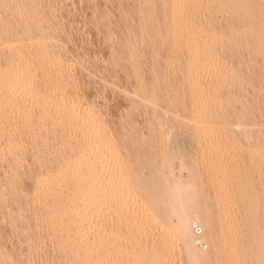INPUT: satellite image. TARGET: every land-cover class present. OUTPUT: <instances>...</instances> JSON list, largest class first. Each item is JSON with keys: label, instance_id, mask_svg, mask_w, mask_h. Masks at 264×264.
Returning <instances> with one entry per match:
<instances>
[{"label": "bare ground", "instance_id": "obj_1", "mask_svg": "<svg viewBox=\"0 0 264 264\" xmlns=\"http://www.w3.org/2000/svg\"><path fill=\"white\" fill-rule=\"evenodd\" d=\"M103 1L99 2L102 4L97 2L99 6L91 2L97 6L94 7L98 11L94 10L97 12L96 17L100 15L102 19L109 12V7L105 6L117 3L116 0ZM117 1L116 7L122 8L115 15L116 19L113 16L114 20H118V24H115L117 30L106 35L103 47L109 52V56H106L109 57V66H124L128 69L124 74L114 70L115 73L109 76L115 84L122 79L124 87H133L134 90L131 89L129 93L137 99L130 100L131 106L138 108L136 110L143 114L144 121L150 118L156 122L162 118L174 123H188L193 130L194 127L197 129L195 135L199 139H204L203 135H211L214 130L227 131L229 135L226 132L227 136L223 138L227 146L225 148L223 145L224 150L227 149L225 155L228 158L232 156L238 171L253 170L258 165L262 167L263 171L260 172L264 175V156L260 148L240 142L235 146L234 141L235 135L239 137L238 134H242L244 138L253 139L252 142L256 139L264 145V96L261 99V96L255 95V91V94L251 93L252 90L245 91L244 86L245 82L253 79L264 83V0ZM40 2L0 0V264H119L125 260L124 254L137 251L143 252V256H134L130 260L131 264H176L175 260L165 258L168 251L164 242V245L150 250H145L144 246L121 249L113 252L111 259V252L108 254L106 250L107 244L98 242L96 246L94 236L100 232L103 235L107 228L104 225L99 229V223L97 227L92 225L91 214L94 212L91 213L89 203L94 194V184L91 181L94 182L93 174L100 171L99 167L107 165L104 164L108 150L106 142L113 138V131L101 106L90 103L92 99L87 101L98 81H94L95 84L91 80L88 86V83H84L86 80L80 77L86 73L85 67L82 69L84 62L80 65L82 67L77 66L86 55L81 56V52L78 54L74 45L71 46L72 39L67 38L68 35L62 36L58 21L54 20V10L44 14L38 10ZM92 5L89 7L93 8ZM101 9L106 12H102L104 15L100 14ZM106 20L103 21L106 23ZM110 21L112 25L113 21ZM168 53L169 59L174 58L179 64L191 62L183 57L188 54L199 59L206 69L216 65L218 72L212 73V77L181 75L166 80L155 73L150 74L152 76L149 75V79L147 75L144 77L143 73L140 74L144 66L166 61ZM87 58H90L89 55ZM79 78L86 86L83 85L78 91ZM106 78L104 81H109ZM104 83L101 85L104 86ZM83 87L84 92H90L89 96H86L88 93H81ZM79 94L86 96L85 101L83 98L85 103H82V95ZM162 98L164 102L159 101ZM150 120L147 122H152ZM99 125L102 129L97 133L94 130ZM165 135V139L170 137L169 132ZM157 137L161 136L158 134ZM169 141L165 143L167 146L170 145ZM139 150H143L142 147L140 149L139 146ZM112 153L118 168L124 167L134 156L132 153L120 156L117 149H113ZM151 161V164H145L141 160V164L136 160L140 163V170L130 176L131 188L137 185V178L144 169L149 170V173L157 172L159 166L154 164L153 159ZM172 166H169L171 170ZM162 172L161 175L157 173L162 176ZM33 179L39 184L30 191L25 183ZM160 182L157 178L159 187L163 184ZM154 183L144 195L147 203L160 208L157 196L159 190H164V185L162 189L153 190ZM169 185L170 190L181 188L178 181H172ZM249 187H233L227 197L228 203L230 200H239L245 204L248 210L243 218L245 221L235 217L231 221L229 217L227 219L226 208H222L225 201L222 202L224 204L220 203L221 206L215 201L218 207L211 206L206 212L198 198L189 199L185 193L172 202V205L179 206L176 229L183 244L186 264H264L261 260L264 256V236L261 239L256 236L264 234V227H261L264 222L250 214L251 210H258L259 206L255 201H248L247 195L244 197ZM98 188H95V192ZM102 191L106 195V189ZM163 208L159 209L161 218L166 215ZM78 214H81L79 218ZM206 217L216 219L221 223L220 227L218 224H206L203 220ZM193 221L196 222L192 226L201 224L202 238L208 242L210 240L213 253L198 251L197 245L201 239L191 229ZM130 227L135 228L133 225ZM218 227L244 228V234L236 242L228 241L224 236H219ZM148 256H154V259Z\"/></svg>", "mask_w": 264, "mask_h": 264}, {"label": "rangeland", "instance_id": "obj_2", "mask_svg": "<svg viewBox=\"0 0 264 264\" xmlns=\"http://www.w3.org/2000/svg\"><path fill=\"white\" fill-rule=\"evenodd\" d=\"M40 1L41 2L38 6V10H41L42 14L46 12L47 13L53 12L54 10L55 13L53 16L56 15V17H54L56 19L54 20H56V22L58 21L57 24L61 29L60 31L62 32V36L68 35L67 38L69 37L72 39V40L70 39L71 46L74 45L73 47L78 51V54L81 52L80 53L82 54L81 56L86 55V58L84 57V59H81L79 65L77 66V67L83 66L82 69L85 67L84 71H86V73L83 71L85 75L83 73L81 74V76L80 75L79 76L83 78V81L86 80L84 83H88L87 84L88 86L90 82L92 81L95 84L96 82L94 81H98V83L100 84L97 83L96 86L93 87L94 89H92L91 91L93 93H91L90 96H89L90 92L89 93L84 92L85 90L84 87L81 93L83 95H86V93H88V95H86V96H89L87 98V101L92 99L91 101H89L90 103L93 102V104H96V105L99 104V106H101V109L106 115V119H108L110 130L113 131V136H112L113 138L108 139V141L106 142V148L108 150L105 153V156H106L105 159L107 160L104 161V164L107 163V165H105L104 167L100 166L101 168L99 167L98 169V171L99 170L100 171L97 172L96 174H93L94 182L93 180L91 182L92 184H94L93 193L96 195L94 196V194H92L91 202L89 203L91 204V207H92L91 213L94 212L93 214H91L92 215L91 216L92 225H94V227H97L99 225L98 226L99 229L104 227V225H105L104 228H107L103 235H102L103 232L102 233L100 232V234L94 236L95 238L94 242L96 243V246L99 245L98 242L103 243V244L105 243V245L106 244L108 245L106 247L108 249L106 250L109 251L108 254L111 252L110 253L111 255L109 254V259L113 257L112 256L113 252L121 250V249L129 250V249H134L138 246H144V249L146 248L145 250H150L154 247L160 246L161 244L162 245L165 244L166 252L168 251V253H166V256H165L166 259L168 258V259H171L172 261L175 260L174 263L176 264H186L183 244L180 238L178 237V231L176 229V224L179 220V215L177 213L179 211V206L172 205V202L180 199V197L184 193H185V196H188L189 199L198 198L200 206L203 208L204 212H206L211 206L218 207V205L221 206V204H224L226 202L224 204L225 207H223L224 206L223 205L222 208L224 209L226 208L225 213L227 212L226 213L227 219L229 217L231 221L235 217V218H240L242 220L243 218H245L244 216H246L248 212L247 208L245 207V204L243 205V202L239 200H233L235 201L234 203L232 200H230V203H228L229 198L227 197L228 195H230V192H232L233 187L235 188L238 185H245L248 187L250 186L249 189L246 191V194L244 195V197H246L247 195L246 199H248V201L249 200L251 202L255 201L254 203L257 202L259 206L257 207L258 210L254 209L255 213H254V210L253 211L251 210L250 214L252 216L255 215L256 218L259 217L260 221L264 222V202H263L264 184L262 183L264 175H262L260 172V171H263L262 167L257 165L256 169L252 168L253 170L250 169L248 171H245V170H242L241 172L238 171V166H234L236 165L234 163V159L233 158L231 159L232 156L228 158L229 156L225 155L227 154L226 153L227 149L226 150L224 149L227 146L225 147L223 138L224 139L226 138L228 134L227 131L223 132L222 129L214 130L216 132L212 131L211 135H214L215 137L211 135H207V137L210 138V142H208L209 139L204 135L202 137L204 139H199L200 137L195 135V132L197 129L193 126L194 127V130H193L192 126H190L188 123H185V122L174 123L172 121H168L166 119L164 120L160 118L156 122L155 120L153 122V120L151 119L152 122L148 123L147 121H149L150 118L147 121H144L145 117L143 116V114H140V112L136 110L138 108L134 109V107L131 106V104L129 103L130 100L137 99L135 95H132L131 92L129 93V91H131L133 87L131 88L130 87L126 88V86L124 87V83H123L124 80L122 79H119L120 82L119 80H117L118 81L117 84L113 83L114 82L113 80H112L113 82L111 81V79H113L111 76H109L111 73L118 72L121 74L122 72L124 74L128 70L124 66H120V67L119 66H115V67L109 66V62H108L109 57H106V56H109L108 55L109 52L107 51L105 47H103V44L105 45L106 35L109 32L114 33L117 30V26H115V24H118V20H114L113 16L116 19L115 15L121 12V9H122L118 5L117 7L119 8L116 7V4H118L117 0H116L117 2L116 4H114L113 2L111 4L112 6L110 5V3H109L110 6L109 5L105 6L107 8L109 7L108 8L109 12L108 10L107 11L105 10L106 8H103L106 12H108L110 17L105 11H102L103 9H101V12L99 11L101 15L103 14L102 12L106 13L104 19H102L103 17H101L99 14H98L99 16L96 17V14L98 11L95 9L97 6H99V4H102L99 2H102L103 0L102 1L101 0H40ZM87 2L90 3V5H92V3L94 4L99 3V4L96 7L92 5L93 8L95 7L93 9L89 7L90 5ZM110 2H112V0ZM87 6L91 8L93 11L94 10L97 11V12L94 11L95 16L91 15L93 11H91V9H89ZM103 20H106V23ZM110 20L112 21L114 20L112 22V25L110 24L111 22ZM116 21L117 23H115ZM64 32L68 34H65ZM262 50L264 51V45H263ZM262 53L264 54V52ZM87 55H89L90 58H87ZM169 55H170L169 53H168V57L166 55L167 59L165 58V55H163L166 61L165 60H163L162 62L160 61L159 63L154 64L155 66L153 64L146 65L147 67L144 66L143 68H141V71H139L140 74L143 73V75L142 74L141 75L144 77L147 75L146 78L149 79V77L155 73L158 76L160 75L159 77L161 79L166 80V79H175L177 76L179 78V76L181 75H185V76L194 75V77L197 75L199 76L207 75V77L208 76L212 77L211 76L212 73L214 75V73L216 74V72H218L216 69V65L210 66L206 69V66L203 63L201 64L199 59L193 58L191 55L184 54L183 57L185 58V60L186 61L191 60V62H187L183 64H179L177 61H175L174 58L169 59ZM84 60H86V62ZM81 64L82 66H80ZM83 75L85 77H83ZM103 76L104 78L109 76L108 77L109 79L106 78V80L108 79L110 82L104 81L105 79L103 78ZM100 77L102 79H100ZM81 80L82 79H80V81L77 82L79 86V87L77 86L78 91L82 89L83 85L86 86V84H82ZM100 80L101 82H99ZM101 83H104V86L103 84L101 85ZM118 84L122 87H119ZM263 85H264L263 82L259 83V82L254 81V79L253 81L251 80V81L245 82L244 84L245 91L250 92L252 90L251 93L255 94L256 92L255 95H257V97L261 96V99L264 96ZM254 89H257V90H254ZM260 91L262 93H260ZM81 95L79 94L78 96H81ZM83 95L80 98H82L81 99L82 103H85L84 101L86 99V96H83ZM122 96L125 97L124 102H123L124 98ZM83 98H84V101H83ZM160 99H159L160 102L165 101L164 98H162V100ZM138 113L140 115H138ZM166 122H167V125L170 126L169 128H167L168 126L166 125ZM252 128L254 127H251V129ZM101 129H102V126L99 125L94 131L98 133V131ZM168 132L171 137V138L170 137L168 138L171 140L169 141L170 143H168L170 144L168 145L170 146V148L165 144L167 143L168 139L166 138L167 139L166 141L164 137L167 135V134L165 135V133H168ZM114 133H116L119 136V138L124 137L122 138L123 140L121 141V138L119 139L117 135L116 136L114 135ZM158 134L159 136L162 137V138L160 137L161 139L157 137ZM216 134L221 135L220 138H219V135L217 137ZM238 135L239 137L237 135L234 136V141L236 142L235 146L238 145V142H240L241 144L245 143L247 145H254L258 149L260 148L259 150L261 152V155L264 156L263 155L264 152H262L264 151L263 143L261 145L259 141L256 139H254V142H252L253 139L249 140L248 138H244L243 137L244 135L242 136V134L241 135L238 134ZM150 137L152 139V142H151ZM216 138H218L219 140ZM160 141H161V144H160ZM148 142H149V145L147 144ZM143 143L145 144L143 145ZM157 144L160 145V147L157 146ZM223 145L225 148L223 147ZM139 146H140V149L142 147L144 151L143 150L141 151L143 152L139 150ZM149 146H150V149H149ZM147 148H148V152H147ZM113 149H117L119 151L120 156L125 155L127 153H132L134 156L133 157L131 156L132 158L131 161L127 162L124 167L118 168L114 163L115 160L112 155L114 153V151L112 153ZM145 149L147 153L145 152ZM137 151H138V155H137ZM140 152L143 153L144 155H142ZM165 153H169L170 155H172L171 157L172 159L170 158L169 154L165 155ZM167 156L169 157L167 158ZM161 157L163 158L164 161L162 160ZM225 158H226V161L228 158L227 162L224 161ZM138 159L139 160L141 159L142 162L145 164H151L150 161L153 159V161H155L154 164L157 163L156 165L159 166L157 172H159L161 175V172H162L161 170H163L164 173L162 172V176H160L158 175L159 173L154 172V173H157L156 174L158 175L157 177L156 175H153L154 173H149V170L144 169V172L137 178V185H133L134 187L131 188L129 186L130 176L132 175V173L133 175L137 174V171L140 170L139 169L140 163L142 164L141 160L139 161ZM168 159L172 160V161L170 160L171 165L169 163L170 161L168 162ZM229 159L233 161L229 162L231 161ZM136 160L140 163L136 162ZM159 162H161L160 164L162 165H160ZM172 162H174L173 166H172ZM228 162L232 164L234 163V164L232 165V164H229ZM169 166H172L173 169L171 170V167ZM167 167L170 170H168ZM235 167H237V170ZM170 171L171 173H169ZM165 173H166V176H164L163 178V175H165ZM258 174L262 176L260 177L258 176ZM154 178L156 180H154ZM157 178L159 181L161 180V182L163 183L162 185H164L163 186L164 190L162 191L159 190V193L161 195L158 194L157 196L159 200V205H160V208L159 207L158 208L161 210L162 207H164L163 211L166 213V215H164L165 217L162 216V218L160 217L161 212H159L160 210L157 208V206H154V205L151 206V204L147 203L146 196L144 195L146 190L150 191V188L154 186L155 184L154 182H156L157 187L155 185V188H153V190L157 188L162 189V185L161 187L158 186L159 184L157 183ZM168 179L169 181L170 180L178 181L181 184L180 190H175V189L170 190L169 183H171L172 181L169 182ZM164 181H166L167 183H165ZM258 181L261 182V185H260V182ZM38 184H39V181L33 179V180L27 181L25 183V187L31 191ZM97 186H100V187L98 188ZM101 187L106 189V195H104L102 191L103 188L101 189ZM95 188H98V190L96 189V192H95ZM99 190H100V193H99ZM97 191L99 194L97 193ZM223 191L225 192V194L222 195L221 192L224 193ZM197 194H200L199 197H197ZM215 194L216 196L218 195L217 198L215 197ZM223 196H225L226 198L225 197L223 198ZM143 201L145 202L144 204L147 206H144V204L142 203ZM215 201L218 202V205ZM227 203L230 205H228ZM138 205H142L143 207L139 206L141 207L140 209ZM230 208L232 210H230ZM80 216L81 214H78L77 218H79ZM163 219L165 220V223ZM203 220L206 224H209V225L218 224L220 227V224H221V223L219 224L216 219L213 220V218H209V217L208 218L206 217ZM243 220L245 221V219ZM101 222L102 224H100ZM195 222L196 221H193L191 224V229L194 233H195V230H194V226L192 225ZM159 223L160 225H158ZM130 225L135 226V228L130 227ZM262 226L264 227V225H261V227ZM199 227H202L200 223H199ZM219 227H218L219 232H220L219 236H224L225 238L228 239V241L236 242L244 234L243 227H242L243 229L239 227H235V228L227 227L225 229L222 227L221 228ZM108 228L110 231L108 230ZM104 236L105 237L108 236L106 237L108 239H106ZM256 236L257 238L261 239L264 236V234L259 233ZM202 237H203V233L199 235V238L201 239V243L197 245L198 251L203 252L204 254L213 253L214 249H213V246L210 240L208 242L207 240H203ZM139 253H142V255ZM137 255L143 256V252L137 251L133 253L124 254L125 260H123V262H120L119 264H131L130 260L134 256H137ZM258 256H259V253H258ZM147 258L154 259V256H148ZM261 260L264 261V256H262ZM248 264H260V263L259 262L257 263L249 262Z\"/></svg>", "mask_w": 264, "mask_h": 264}, {"label": "built area", "instance_id": "obj_3", "mask_svg": "<svg viewBox=\"0 0 264 264\" xmlns=\"http://www.w3.org/2000/svg\"><path fill=\"white\" fill-rule=\"evenodd\" d=\"M194 230L196 233H198V235H201L202 232H201V228L199 227V225H195Z\"/></svg>", "mask_w": 264, "mask_h": 264}]
</instances>
